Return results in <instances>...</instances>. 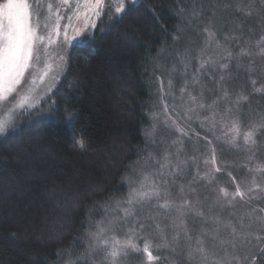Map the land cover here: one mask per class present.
<instances>
[{"label":"rangeland","instance_id":"obj_1","mask_svg":"<svg viewBox=\"0 0 264 264\" xmlns=\"http://www.w3.org/2000/svg\"><path fill=\"white\" fill-rule=\"evenodd\" d=\"M40 2L46 15L48 3L55 8L62 0ZM75 2L69 0L60 9L65 19L47 55L45 45L40 46L44 62L28 85L31 91L26 90L34 106L10 113L12 105L0 107V119L11 116L6 132L18 128L27 115L50 114L51 94L69 48L94 29L83 31L82 19L73 16ZM107 2L104 15H116ZM177 15L172 46L162 50L155 70L143 153L122 179L126 191L100 204L102 217L85 234V255L64 264L85 257L95 259L89 264H110L103 248L89 249L98 224L107 229L104 238L110 243L113 236L124 241L131 235L141 249H127L118 264H149L142 252L145 240L156 257L151 264H258L256 256L264 257V170H259L264 167V129L255 132L254 144L244 141V133L264 123V0H190L178 7ZM26 79L31 80L27 73ZM233 122L239 136L232 131ZM237 185L243 198L220 192L224 188L234 193ZM133 188H156L160 194L134 203V214L125 218ZM165 203L168 207L162 206Z\"/></svg>","mask_w":264,"mask_h":264},{"label":"trees","instance_id":"obj_2","mask_svg":"<svg viewBox=\"0 0 264 264\" xmlns=\"http://www.w3.org/2000/svg\"><path fill=\"white\" fill-rule=\"evenodd\" d=\"M188 1L136 0L103 13L69 48L50 114L27 115L0 136V264L85 255L100 204L124 195L122 179L143 153L158 59Z\"/></svg>","mask_w":264,"mask_h":264},{"label":"snow or ice","instance_id":"obj_3","mask_svg":"<svg viewBox=\"0 0 264 264\" xmlns=\"http://www.w3.org/2000/svg\"><path fill=\"white\" fill-rule=\"evenodd\" d=\"M126 2L127 0H116L113 4L112 0H108L107 7L109 11H114V14L118 15L124 12ZM68 5L69 0H62V3L56 5L55 8L52 3H48L46 5L47 14L44 15L42 12L44 5L40 0H4L3 3H0V107L12 105L8 109L9 113L14 109L24 108L26 104L28 108L34 106V103L29 102L26 90L31 91L28 85L35 82L39 66L44 62L40 46L45 45L44 55H47V46L53 43L54 34L56 36L59 35L60 22L65 19L60 14V9ZM105 7L106 0H76L71 5L73 16L82 19V28L85 32L96 26L95 19L101 17ZM67 19L71 21L72 16L67 17ZM70 26V24L65 25V35L67 34V27ZM76 35H81V31L77 30ZM212 35L209 33L210 37ZM45 41L47 44H45ZM261 53H264V49H261ZM60 59L63 61V57H60ZM201 67H203V64ZM50 71L51 66L49 65L45 67L43 75H48ZM26 73L31 80L26 79ZM39 78L43 79V76ZM243 99H246V97H243ZM10 121V115L6 119H0V135L4 134L9 128ZM259 129H264V123L254 126L253 129L244 133L246 144L255 143L254 134ZM232 131L236 133V136L240 135L236 122H233ZM235 139L236 137L234 136L232 143H235ZM209 143L211 142L209 141ZM80 147H84L83 142L80 143ZM259 170H264V167ZM143 187L144 185L141 184L140 189H143ZM140 189L133 188L130 191L126 201L129 207L123 210L125 218L134 214L132 207L134 203H140L143 200L151 199L152 196H159L160 194L156 188L149 191H141ZM220 192L224 197L231 195L233 199L237 196L243 198L245 195L239 185H237L234 193H229L224 188H221ZM162 206L168 207V204L165 203ZM139 228L143 229L144 225L140 224ZM106 231V228L100 227L98 224V231L91 234L95 243L89 245V249L94 251L96 248H103L105 250L104 259L108 260L110 258V264H118V258L121 255H127V249H132L136 252L141 251L131 235L124 241L113 236L110 243L108 239L104 238ZM129 231L134 235V229H130ZM150 248V242L145 240L142 252L147 257L149 264L156 259ZM88 259L89 257H85L83 264H88ZM71 264H75V262H71Z\"/></svg>","mask_w":264,"mask_h":264}]
</instances>
